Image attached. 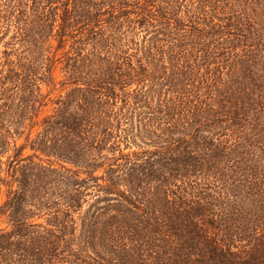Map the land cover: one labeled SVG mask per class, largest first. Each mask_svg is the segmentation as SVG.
<instances>
[{
    "label": "trees",
    "instance_id": "obj_1",
    "mask_svg": "<svg viewBox=\"0 0 264 264\" xmlns=\"http://www.w3.org/2000/svg\"><path fill=\"white\" fill-rule=\"evenodd\" d=\"M0 264H264V0H0Z\"/></svg>",
    "mask_w": 264,
    "mask_h": 264
},
{
    "label": "rangeland",
    "instance_id": "obj_2",
    "mask_svg": "<svg viewBox=\"0 0 264 264\" xmlns=\"http://www.w3.org/2000/svg\"><path fill=\"white\" fill-rule=\"evenodd\" d=\"M58 79H59V78L57 77L56 80H58ZM42 91H43V93H46V92L48 91V88H47V87H44ZM58 94H59V91H58V89L56 88L55 90H53V91H51V92L49 93V95H48V99H51V98L57 96ZM50 109H51V104L45 105L44 108H43V111H42L41 115L45 114V113L48 112ZM28 153H30L29 150H25V151H24V154H25V155L28 154Z\"/></svg>",
    "mask_w": 264,
    "mask_h": 264
}]
</instances>
